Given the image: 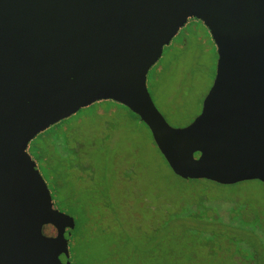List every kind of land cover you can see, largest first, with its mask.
Masks as SVG:
<instances>
[{"label":"water","instance_id":"1","mask_svg":"<svg viewBox=\"0 0 264 264\" xmlns=\"http://www.w3.org/2000/svg\"><path fill=\"white\" fill-rule=\"evenodd\" d=\"M189 18L211 35L215 73L173 127L147 75ZM101 100L136 114L181 179L264 184V0H0V264H71L74 220L27 148Z\"/></svg>","mask_w":264,"mask_h":264},{"label":"rangeland","instance_id":"2","mask_svg":"<svg viewBox=\"0 0 264 264\" xmlns=\"http://www.w3.org/2000/svg\"><path fill=\"white\" fill-rule=\"evenodd\" d=\"M216 58L208 29L195 18H189L163 47L160 58L149 69L147 87L171 126H185L200 112L214 78ZM104 101L117 103L97 101L103 110L107 107ZM60 121L47 129L63 127ZM67 125L82 139L94 141L93 145L86 143L91 154L104 152L108 144L101 170L93 156L88 162L91 160L95 172L81 164L70 166L67 174L56 181L51 169L37 162L33 154L40 134L29 142L27 153L47 183L53 205L74 220L77 239L74 246L69 241L71 264H228L225 249L238 243L243 232L231 226L234 214L258 212L264 216L263 183L250 180L225 187L205 180L181 179L170 170L149 129L138 119L107 111L71 120ZM38 149L47 159V152ZM50 164L54 168L56 163L51 159ZM100 172L125 191L114 192L111 204L100 192L90 195ZM202 189L208 190L207 198H215L204 202L209 209L204 211L203 206L201 214L184 216L183 208L200 200ZM82 206L92 214L93 222L85 217L80 228L78 211ZM109 234L113 236L106 238ZM210 244L215 248L211 253L199 247Z\"/></svg>","mask_w":264,"mask_h":264},{"label":"trees","instance_id":"3","mask_svg":"<svg viewBox=\"0 0 264 264\" xmlns=\"http://www.w3.org/2000/svg\"><path fill=\"white\" fill-rule=\"evenodd\" d=\"M98 103L99 102H96L88 107L82 108L72 116L60 121L62 122L63 127L60 128L56 124L58 127L56 126L55 129H50V130L47 129L42 133H39L40 140L38 143L34 144L32 150L33 154L35 155V158H37L38 160L37 162H41L42 164H45V168L49 167V169H51V174L55 177L56 181L57 178L59 177L63 178L64 175L67 174V170L70 168V166H76L81 164L83 168L95 172L91 160L90 162H88V158H92L93 156H96L98 163L101 164L100 167L101 170L106 158L105 153H106V149L108 148V144H106V146L104 147V152L100 153V151H98L96 152L95 155L91 154V149L86 148V143H90L93 145L94 141H92V139L88 137H84V139H82V135H80L79 132L72 130L70 125L69 126L67 125L69 121L74 119H81L84 116H93L96 113L107 112V111L116 113L117 115L123 114L126 117H128L130 120H134V119L140 120L136 114L131 112L128 108H126L123 105L112 103L110 101H104L105 103L104 105H107V107L106 109L103 110L99 108L101 105H98ZM90 134L92 135L94 133L90 132ZM107 141H109V139H107ZM38 147L47 152V156H48L47 159L45 158L44 155L43 156L40 155V152H38L39 151ZM51 159H53L54 162L56 163L54 168L51 167L50 164ZM104 172H106V167L104 168ZM200 180H205V179H198L191 181H200ZM205 181L218 186H225V187H232L235 185V184L222 185L209 180H205ZM94 185L95 188L93 189V191L91 190L92 192H90V195H98V193L100 192L101 193L100 196L106 200L105 202L107 204L112 203V195L114 192L116 193L125 192L124 190H122L123 188L120 186V184H113L111 178L109 180L106 177H104L103 172H100V175L94 181ZM207 191L208 190L206 189H202V191L199 192L201 195H198L200 196V200L193 203H189L187 207L183 208L182 212L184 216L185 215L190 216L192 214L195 215L201 214L203 211L202 209L203 206H205L204 208H206L204 209V211L209 209L207 205H204V202L208 199H215V198H207V193H208ZM129 211H133V209ZM111 213H113V211ZM90 214L91 213L87 212L84 206L80 207L78 211L79 223L80 222L83 223V219L85 217L87 220L93 222V217H91ZM116 214L119 216L118 213ZM231 226L240 228L243 232L241 239L236 240V242L238 243L230 244L226 247L224 256L226 257L227 263L228 264H264V216H261V214L258 212H254V213L251 212V214H246L245 212L237 211V213L234 214V223ZM79 227L81 228V223ZM123 230L125 231V229ZM121 234L123 233H120L119 236ZM112 236L111 234H109L106 235V238ZM68 239L70 243L71 242L73 243L72 245L74 246L75 239H77L76 232L74 231V229L71 231V234L68 236ZM245 239H251V240L245 241ZM199 247L208 250L210 253L213 252V250L215 249L212 244L208 245V247L204 245H201Z\"/></svg>","mask_w":264,"mask_h":264}]
</instances>
